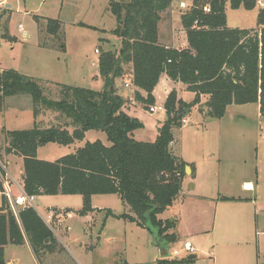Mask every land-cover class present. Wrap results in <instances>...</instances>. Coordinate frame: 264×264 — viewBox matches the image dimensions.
I'll return each mask as SVG.
<instances>
[{"label":"trees","instance_id":"trees-1","mask_svg":"<svg viewBox=\"0 0 264 264\" xmlns=\"http://www.w3.org/2000/svg\"><path fill=\"white\" fill-rule=\"evenodd\" d=\"M171 1L111 0L109 8L116 26L110 34L118 38L120 48L118 52H102L98 58V74L104 82L101 91L55 84L58 90L50 94L56 98H49L45 83L42 86L13 70L0 72V112L8 97L25 95L32 101L34 127L4 133V152L22 159L24 193L34 197L80 196L82 206L76 212L80 217L95 211L92 196L116 195L128 213L114 215L106 210V217L135 224L168 249L177 242L170 232L176 223L161 220L159 215L178 197L187 165L174 152L177 142L173 130L182 127V120L196 106L201 114L220 120L228 106L257 104L264 119V9L257 12L255 29L229 28L225 0H192L190 9L180 15L188 48L176 50L158 41L160 15ZM228 3L232 10L253 11L257 0ZM204 7L209 11L204 12ZM44 20L47 33H61L59 21ZM129 64L133 85L146 94L145 98L134 94L144 109L154 106L152 92L163 74L194 94V99L185 103L177 99L175 91L169 93L163 104L166 118L157 128L154 142L134 139V131L143 125L122 111L123 99L114 88V81L123 78L124 66ZM202 95L208 99L199 106ZM47 111L56 114V123L43 127L37 119ZM88 131L104 132L109 146L96 140L53 162L37 158L38 148L69 146L82 141ZM25 242L36 258L52 253L57 245L53 232L34 208L20 209L15 216L1 195L0 264H7L5 246H23ZM191 262L159 259L155 264Z\"/></svg>","mask_w":264,"mask_h":264},{"label":"rangeland","instance_id":"rangeland-1","mask_svg":"<svg viewBox=\"0 0 264 264\" xmlns=\"http://www.w3.org/2000/svg\"><path fill=\"white\" fill-rule=\"evenodd\" d=\"M225 1L228 27H256L257 10H232L228 0ZM110 2L111 0H0V69L13 70L33 78L43 83L42 86L45 83V94L49 98H56L54 93L58 87L55 83L101 91L104 82L101 89L96 79L100 78L98 58L102 52H118L120 48L118 38L110 34L116 26L115 18L110 13ZM256 7L258 10L262 9L258 3ZM168 9L172 13V25L179 28L181 13L189 9L180 10L177 0H172ZM44 19L59 21L61 33L58 36L47 33ZM61 46L64 47L63 50ZM124 67L127 71V65ZM124 79L118 78L115 81L118 93L123 95L126 94V89L133 92L136 88L133 83ZM125 84H132L135 88H125ZM51 92L54 93L51 95ZM31 105L29 96H12L4 100L0 112V162L6 166L12 178H15L16 168L21 166L22 160L4 152L7 146L4 133L28 131L34 127ZM139 108L148 112L144 107ZM244 108H247L244 116H239L237 110L229 108L221 120H216L202 115L199 109L193 107L191 114L184 117L186 123L180 129L173 130L174 140L177 142L174 152L177 156L182 153L197 161L213 154L214 159L208 162L215 167L207 170L201 166L204 174H199L197 178L183 177L179 196L171 209L160 214L161 218L169 222L172 220L173 223L176 221L179 225L174 230L179 235L178 240L170 244V257L166 259L188 260V254L182 249L183 242L188 241L195 250L197 259H205L209 264L214 258L216 264H264V213L259 211L255 214L253 208L247 206L246 240H242L244 243L232 240L227 242L228 245H221L224 240H221L217 219L222 212L225 213L222 211L223 207L229 205L213 202L218 193L224 191V186L228 185L235 189L236 195H242L239 185L241 180H249L253 184L259 181L262 183L264 169L259 166L258 161L257 173L252 167L256 163V155L262 156L261 153H264V119L257 116L255 104L245 105ZM161 110L162 107H158L154 115L144 114L143 128L134 131L137 140L155 141L157 129L154 124L155 119L162 116ZM53 116L52 112L47 111L40 114L37 121L47 127L56 123ZM68 130L71 132L72 128L68 127ZM96 140L109 146L104 132L88 131L82 141L69 146L47 144L38 148L37 158L53 162L74 153L86 142ZM213 170L218 175L213 178L214 184L210 177ZM228 175L235 177V186L231 187L232 184L227 182ZM200 178L201 180H197ZM15 191L12 188L13 194ZM245 195L251 197L250 193ZM260 196L264 199L263 189ZM95 203L101 207H109L114 213H128V209L116 195L97 196ZM81 204L80 196H39L33 200V208L42 220H47L55 208L81 209ZM49 228L57 243L52 253L36 258L29 244L11 245L7 252V259L11 264H14V259L17 260L16 264H155L158 258V249L150 233L135 224L107 218L105 212L88 219L76 214L70 220L64 214L59 217L57 224L50 223ZM210 250H214V253L211 254Z\"/></svg>","mask_w":264,"mask_h":264},{"label":"crops","instance_id":"crops-1","mask_svg":"<svg viewBox=\"0 0 264 264\" xmlns=\"http://www.w3.org/2000/svg\"><path fill=\"white\" fill-rule=\"evenodd\" d=\"M257 1L263 3L262 9H264V2L262 0H257ZM254 10L258 11L257 7ZM171 15H172V13H171V11H169V9H167L164 13H162L160 15L161 20L158 23V27H157V29H158V41L162 46H164L166 48H172V49H176V50L187 49L188 43H187L185 31L183 30L182 25L179 28H176L175 26L172 25L173 23H172V16ZM229 28L255 29L256 27L244 28V27L239 26V27H229ZM127 67H128L127 71L124 70L123 78H125L124 81L129 80L130 81L129 83H132V65L129 64V65H127ZM0 71H3V70L0 69ZM123 78H121V79H123ZM126 78H128V79H126ZM96 79H97L98 83L101 85V89H102L103 81H102L101 77L100 78L96 77ZM98 79H100V80H98ZM115 81H114V88L116 89L117 94L123 99L124 104L122 107V111L125 114H127L130 117L138 119L142 123L144 114L145 115H154L156 113V111H155L152 114H148V112H146V110L145 111L140 110L139 107L143 108L142 104H140L139 102H137L134 99L135 93H139L142 98H145L146 97L145 92H143L142 90L135 88L133 86L135 88L133 90V92H131L130 90L127 91V89H126V91H125L126 94L123 95V93H118L119 91L117 90V87L115 86ZM55 84H58V83H55ZM171 91H175L177 99H179L185 103H190L194 99V94L191 92H188L182 83L171 81L166 75H164V74L161 75L159 78L158 84L156 85V87L154 88V90L152 92V95H153V98L155 101L154 106L159 107V108L162 107V110H161L162 116L155 119L156 122H155L154 126L156 127V129L158 128L159 124L163 123V121L166 118L165 112L163 110V104H164L168 94ZM207 99H208L207 96H204V95L200 96L199 106L204 105L207 102ZM255 105H256V110L258 111L257 116L261 119L262 117L259 114V106L257 104H255ZM244 107H245V105L228 106L226 109V114H227V111L229 108H234L235 111L237 110L239 116H244L243 114L247 111V108H244ZM194 109L198 110V106L194 107ZM191 111H192V109L190 110L189 114H187L186 116L190 115ZM241 111H242V113H241ZM53 115H54L53 117L55 118L56 114H53ZM202 115H205V114L203 113ZM185 123H186V121H185ZM142 125H143V123H142ZM133 137H134V133H133ZM134 139L137 140L135 137H134ZM137 141H140V140H137ZM142 142H144V141H142ZM37 152H38V150H37ZM261 154H262V156L256 155V163H254L253 167L251 166L252 168L255 169L256 173L258 171L257 161H258L259 166L264 169V153H261ZM1 156L2 155H0V157ZM179 157L181 160H183L187 164L185 167L189 168V171H185V167H184V177L197 178V176L199 174H204V171H202L201 166H204L207 170H211V168L213 169V167H215L213 164L210 165L209 164L210 162H208V161L214 159L213 154H208V155H206V157L203 156L200 160H197V161L194 158L190 159L189 157L184 156L182 153ZM6 163L8 164V162H6ZM211 163H213V162H211ZM245 166H246V164H245ZM16 169H17V174L15 175V178H13V180L19 186L23 187L22 164H21V166H17ZM210 177L212 179V184H214L215 182L213 181V178L218 177L217 172L215 170H213L212 173L210 174ZM227 179H228L227 182L232 184L231 187L235 186V184L237 182V181H235V177L228 175ZM197 180H201V178L197 179ZM239 185L241 188L240 194H242V195H236L235 189L230 188L227 185V186H224V188H225L224 191H221L218 193L219 195H222V196L218 195V197L216 199H213V202L216 204L224 203V205H229V206L223 207L224 209L222 211H224L225 213L222 212L221 217L217 219L219 234L221 235V240H224V242L221 245H228V243L232 240H235L237 242H240L242 240H246V234H248L247 224H246L247 223V214H248V211L246 208L247 206H251L253 208L255 214L257 212L259 213V211L261 213H264V199H262V197L260 196L261 190L262 189L264 190V173H263L261 184H260V181L256 184H253L249 180L248 181H242L241 180L239 182ZM216 190H217V188H216ZM246 193H250L251 197L248 198L247 195H245ZM17 194L18 193L15 191L14 195L16 196ZM96 197L97 196H92V198H91V206L95 211L92 213H89L88 215L81 217V218L88 219L90 217H94L97 213L106 212V210H110L114 215L122 214V213H114L109 207H101L100 205L97 204L98 201H97V203H95ZM219 197H221V198L219 199ZM36 198H39V197H36ZM200 198L202 199V196H200ZM224 198H227L230 201H224ZM172 205L167 209V211H169L171 209ZM79 210L80 209H72L69 207H64V209L55 208L53 214L49 215V216H52L50 223L54 224V225L57 224L59 217H61L64 214H66L67 219L70 220L76 216L75 213H76V211H79ZM107 218H112V217H107ZM159 218L161 220H167V219L161 218L160 215H159ZM44 221H46V220H44ZM218 221H219V223H218ZM175 223H176L175 228L173 230H171L173 233H174V230H176L179 227V225L177 224L176 221H175ZM262 233H264V232H262ZM177 236H179V235H176V237ZM177 240H178V237H177ZM185 242H188V241H184L183 244ZM241 243H244V242L242 241ZM27 244L28 243H25L23 246H25ZM10 247H11L10 244L4 247V255H5V260H6L7 264L12 263L11 261H9L7 259V252H8V249ZM182 249H183V247H182ZM210 251H211V254L214 253V250H210ZM185 253L188 254V257L192 256V255L195 256V258L191 259L192 262L188 263V264H209V263L204 261L205 259H201V260L199 259L198 260L197 254L195 253V250H194V253H188V252H185ZM258 254H259V252H258ZM213 258L214 257H212V259ZM257 258L259 259L258 256H257ZM157 260H159V254H158ZM247 262H248V260H247ZM13 263L16 264L17 260L14 259ZM211 264H216L215 258L213 259ZM257 264H259V263H257Z\"/></svg>","mask_w":264,"mask_h":264},{"label":"built area","instance_id":"built-area-1","mask_svg":"<svg viewBox=\"0 0 264 264\" xmlns=\"http://www.w3.org/2000/svg\"><path fill=\"white\" fill-rule=\"evenodd\" d=\"M172 2V1H171ZM258 5L262 6L261 2H257ZM178 8L180 10H187L189 9V5L192 4V0H177ZM192 6V5H191ZM204 12H208L209 8L204 7ZM20 30H22L21 26ZM133 87L132 84H125V88ZM158 108L156 106H151L148 108L149 113H154L155 109ZM182 124H185V120H182ZM0 182L2 184L3 191L0 195L4 196L8 200V204L10 206L11 211L15 216H17L18 211L24 208H33V200L34 196H27L24 193L23 187L19 186L13 178L9 175L6 170V166L1 164L0 162ZM12 188H15L16 192L18 193L16 196L12 192ZM52 216H48L47 220L44 221L47 226L50 225V220ZM183 250L188 253H194V249L192 248L189 242H185L183 245Z\"/></svg>","mask_w":264,"mask_h":264},{"label":"water","instance_id":"water-1","mask_svg":"<svg viewBox=\"0 0 264 264\" xmlns=\"http://www.w3.org/2000/svg\"><path fill=\"white\" fill-rule=\"evenodd\" d=\"M110 90H113V87H111ZM185 171H189V168L185 167ZM170 222H172V220ZM153 238H154L155 246L158 249L159 258L160 259H166V258L170 257L169 249H168L167 245H165L164 243L160 242L157 237H153ZM193 258H195V256H193V255L189 256L188 260H191Z\"/></svg>","mask_w":264,"mask_h":264}]
</instances>
